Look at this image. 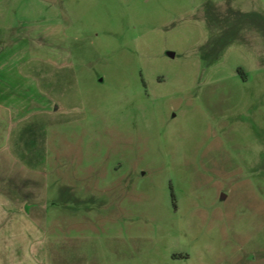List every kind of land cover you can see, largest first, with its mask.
I'll list each match as a JSON object with an SVG mask.
<instances>
[{
  "label": "rangeland",
  "instance_id": "obj_1",
  "mask_svg": "<svg viewBox=\"0 0 264 264\" xmlns=\"http://www.w3.org/2000/svg\"><path fill=\"white\" fill-rule=\"evenodd\" d=\"M11 45L36 262L264 264V0H0Z\"/></svg>",
  "mask_w": 264,
  "mask_h": 264
},
{
  "label": "crops",
  "instance_id": "obj_2",
  "mask_svg": "<svg viewBox=\"0 0 264 264\" xmlns=\"http://www.w3.org/2000/svg\"><path fill=\"white\" fill-rule=\"evenodd\" d=\"M15 51L11 45L0 52V264H40L32 245L44 236L45 189L36 168L15 157L9 146L28 142L22 116L46 111L31 107V94L38 89L18 72Z\"/></svg>",
  "mask_w": 264,
  "mask_h": 264
}]
</instances>
